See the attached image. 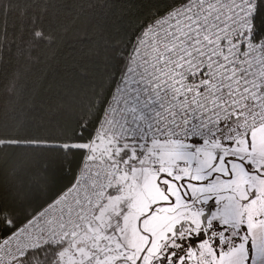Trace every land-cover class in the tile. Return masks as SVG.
<instances>
[{
	"label": "trees",
	"instance_id": "obj_1",
	"mask_svg": "<svg viewBox=\"0 0 264 264\" xmlns=\"http://www.w3.org/2000/svg\"><path fill=\"white\" fill-rule=\"evenodd\" d=\"M172 3L0 0V239L72 185L135 38ZM105 138L121 162L150 142ZM68 242L16 264H57Z\"/></svg>",
	"mask_w": 264,
	"mask_h": 264
},
{
	"label": "snow or ice",
	"instance_id": "obj_2",
	"mask_svg": "<svg viewBox=\"0 0 264 264\" xmlns=\"http://www.w3.org/2000/svg\"><path fill=\"white\" fill-rule=\"evenodd\" d=\"M157 23L161 51L175 62L173 67L183 65L177 78L184 82L182 94L173 92L172 96L187 107L178 108L170 97L156 104L149 96L139 101V114L145 119L176 120L178 127L186 129L185 141H195L197 147L205 142V136L194 130L205 123L212 129L213 141L221 137L229 149L239 147L238 140L245 139L246 153L225 157L228 178L234 175L231 162H238L264 179V155L253 153L252 142V129L264 124V0H174L155 18L153 24ZM33 143L49 146L53 142ZM223 175L217 172L213 177ZM164 179L173 180V176L161 173L158 183ZM190 181L184 177L180 183ZM257 195L253 190L241 204L250 203ZM186 199L202 208L207 205L200 227L181 222L148 264H264V212L254 216L251 224L245 213L241 223L232 211L225 212L216 197L209 200L204 194L199 200L191 195ZM113 231L109 229L105 235ZM147 254L145 249L136 264H146ZM57 258L58 252L51 259ZM79 264H107L106 253L100 246L89 247ZM115 264L132 261L125 255Z\"/></svg>",
	"mask_w": 264,
	"mask_h": 264
},
{
	"label": "built area",
	"instance_id": "obj_3",
	"mask_svg": "<svg viewBox=\"0 0 264 264\" xmlns=\"http://www.w3.org/2000/svg\"><path fill=\"white\" fill-rule=\"evenodd\" d=\"M158 27L159 23H151L135 38L125 69L102 113L72 185L25 224L0 239V260L3 264H16L34 250L59 247L86 232L87 227L93 229L94 241L86 246L83 254L73 258L72 264H79V258L87 253V249L96 246L106 253L107 264H115L125 255L131 260L130 254L118 247L115 240H105L95 229V217L106 202L124 164L118 159L99 157L93 149L105 137L133 141H185L186 129L178 127L176 120L145 119L137 111L142 107L139 101L149 96L156 104L164 103L170 97L178 108L187 107L186 103L180 104L172 96L173 92L182 94L184 82L177 78L180 77L179 67L183 65L173 67L175 62L161 51ZM194 131H202L205 141L213 140L208 123ZM150 169L155 176L161 178V173H167L176 181L184 172H192L193 166L185 162L162 164L159 159L153 158ZM174 172H179V175L174 176ZM109 248L112 250L108 251Z\"/></svg>",
	"mask_w": 264,
	"mask_h": 264
},
{
	"label": "rangeland",
	"instance_id": "obj_4",
	"mask_svg": "<svg viewBox=\"0 0 264 264\" xmlns=\"http://www.w3.org/2000/svg\"><path fill=\"white\" fill-rule=\"evenodd\" d=\"M252 142L253 153L264 155V125L252 132ZM238 143L239 147L229 149L219 140L204 142L198 147L195 141L191 143L177 140L150 141L148 145L138 146L139 149H145L144 152L130 151L131 155L123 159L121 174L115 180L111 193L95 217L97 233L105 240H115L118 247L130 254L134 264L147 249L148 254L145 257L147 264L172 230L174 221L170 219L171 217H166L170 215V209L180 215H190L201 208L199 203H192L186 199L189 195L196 197L197 200L204 194L208 195L209 200L216 197L224 206L226 213L232 211L241 223L246 213L248 222L251 223L252 212L264 209V179L249 173L245 166L238 162H231L234 175L228 178L225 157L248 151L245 139ZM114 149L112 140L101 138L93 150L99 157L111 158ZM153 158L168 165L185 162L193 166V169L192 172H184L175 182L164 179L158 183L161 178L155 176L150 169V161ZM217 172L224 175L213 177ZM186 176L190 177L191 181L180 183ZM204 180L208 183L199 185L194 183ZM253 190L258 193L256 198L242 205L241 201L247 200ZM195 220L199 225L200 221ZM109 229L115 231L112 235L106 236L105 233ZM92 239L93 235L86 231L68 242L57 264H72L73 258L83 254L86 246L94 241Z\"/></svg>",
	"mask_w": 264,
	"mask_h": 264
},
{
	"label": "crops",
	"instance_id": "obj_5",
	"mask_svg": "<svg viewBox=\"0 0 264 264\" xmlns=\"http://www.w3.org/2000/svg\"><path fill=\"white\" fill-rule=\"evenodd\" d=\"M200 210H199L200 212L199 211L198 212H192L193 214H190V215L189 214L180 215V214H177L173 209H170V215L169 216H166V217L167 218H170L171 217L170 219L171 220L173 219V221H174V223L172 225L171 232H174V230L181 224V222H185V221L194 223L199 228L200 225H201V223H202V215L207 210V206L204 205V207L203 208L201 207ZM262 212H264V209L258 210L256 212H252L251 216L254 217L257 214L262 213ZM98 213H99V211H98ZM98 213H97V215H98ZM195 219H198V221H200V224L199 225H198V223H196V220ZM190 220H192V221H190ZM167 238H168V235H167Z\"/></svg>",
	"mask_w": 264,
	"mask_h": 264
},
{
	"label": "water",
	"instance_id": "obj_6",
	"mask_svg": "<svg viewBox=\"0 0 264 264\" xmlns=\"http://www.w3.org/2000/svg\"><path fill=\"white\" fill-rule=\"evenodd\" d=\"M86 231L89 232L91 235H94V231L91 227H87Z\"/></svg>",
	"mask_w": 264,
	"mask_h": 264
},
{
	"label": "bare ground",
	"instance_id": "obj_7",
	"mask_svg": "<svg viewBox=\"0 0 264 264\" xmlns=\"http://www.w3.org/2000/svg\"><path fill=\"white\" fill-rule=\"evenodd\" d=\"M138 142V141H137Z\"/></svg>",
	"mask_w": 264,
	"mask_h": 264
}]
</instances>
